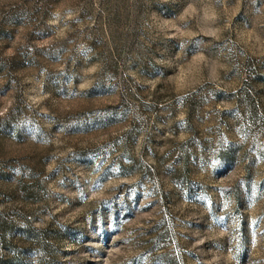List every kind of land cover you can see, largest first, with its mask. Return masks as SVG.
Returning <instances> with one entry per match:
<instances>
[{
    "label": "rangeland",
    "instance_id": "1",
    "mask_svg": "<svg viewBox=\"0 0 264 264\" xmlns=\"http://www.w3.org/2000/svg\"><path fill=\"white\" fill-rule=\"evenodd\" d=\"M0 264H264V0H0Z\"/></svg>",
    "mask_w": 264,
    "mask_h": 264
}]
</instances>
